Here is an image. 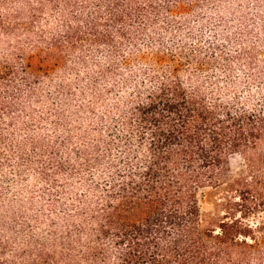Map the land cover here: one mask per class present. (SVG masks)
Instances as JSON below:
<instances>
[{"label":"trees","instance_id":"16d2710c","mask_svg":"<svg viewBox=\"0 0 264 264\" xmlns=\"http://www.w3.org/2000/svg\"><path fill=\"white\" fill-rule=\"evenodd\" d=\"M183 1L0 0V111L16 110L20 87L31 102L44 84L74 108L49 109L42 122L61 127L26 141L47 153L38 176L51 201L47 214L0 221V264H264V221L250 222L264 214V0L241 12L234 56L215 47L216 57L180 61L164 54L158 18ZM219 61L225 87L198 75ZM233 156L244 172L225 182L211 225L196 192L219 186Z\"/></svg>","mask_w":264,"mask_h":264},{"label":"rangeland","instance_id":"374dc122","mask_svg":"<svg viewBox=\"0 0 264 264\" xmlns=\"http://www.w3.org/2000/svg\"><path fill=\"white\" fill-rule=\"evenodd\" d=\"M183 7L182 11L165 13L164 17L158 18L165 21L164 27L167 28V33L164 36V54L173 60H180V53H182V57L193 56L196 60L212 58L213 55L216 57L215 47L222 49L225 58L234 56L241 49L239 37L245 33L241 30L239 23L243 14L241 12L244 11L250 17L255 11L254 0H233L231 3L227 0H185ZM143 39L141 43L155 40L147 39V37ZM4 53L6 54L4 50H0L1 62L8 61L4 57ZM70 60L71 58H68L67 61ZM221 64L222 62L219 61L218 71H215L211 66L206 73L198 74L199 77L201 76L209 82L219 81V85L225 87L228 78L223 77L220 73ZM12 66L16 69L14 64ZM18 70L16 69V71ZM55 72L54 76L59 75L57 71ZM94 75L92 74V76ZM244 75V71L239 70L238 67H233L230 74L231 80L237 82L243 81ZM47 86V84L41 85V92L31 102L27 95V87H20L21 90L17 94L18 100L15 101L17 103L16 110L0 111V134L5 138L0 141V221L5 224H9L14 219L19 221L18 219H21L18 216L19 211L25 213L27 217H31L36 212L47 214V209H49L51 197L46 191L50 189L51 185L44 183L38 176L44 167L43 163L47 161V153L35 149L26 141L31 137V133L32 136L34 135V139L38 138V141L51 138L54 134L52 129L61 127L55 123L60 122L53 117H50L46 123L42 122L41 119L49 116V109L69 115L67 111L74 108H62L60 103L50 98V93L53 90ZM75 89H77V85ZM11 96H15V94L1 91L2 101H6V99L11 101ZM43 97H49L50 100H46L44 105H40L44 102ZM7 113L9 115H6ZM11 122H15L14 129L9 127ZM19 144L22 150L20 154L15 150ZM60 153H57V157H61L60 160L57 159L59 163L64 158ZM29 161L31 163L28 165ZM68 168V164L65 165L63 173L59 175L58 179L56 178L59 185L65 184L67 180L65 173L69 172ZM19 170L22 171V174ZM243 172L242 159L239 156L230 157L224 166L222 183L217 187L197 190L196 198L200 214L203 219H211V225H215L218 220L223 219L221 204L226 193L225 182L240 176ZM53 193L55 194V192ZM256 221H264V214L254 217L250 222ZM0 233L5 234L6 231L4 232L0 227ZM5 259L11 260V255H7Z\"/></svg>","mask_w":264,"mask_h":264}]
</instances>
